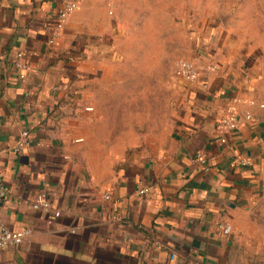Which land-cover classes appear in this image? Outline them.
I'll return each mask as SVG.
<instances>
[{
	"label": "crops",
	"instance_id": "obj_1",
	"mask_svg": "<svg viewBox=\"0 0 264 264\" xmlns=\"http://www.w3.org/2000/svg\"><path fill=\"white\" fill-rule=\"evenodd\" d=\"M67 1L0 0V167L10 188L0 220L32 229L21 246L2 251L0 264H264L258 51L228 27L202 30L198 20L185 59L199 79L180 77L175 108L139 130L136 91L147 84L132 59L146 67L175 55L170 25L178 17L185 24L184 10L195 7L74 0L50 44ZM230 105L241 122L223 142L216 125ZM24 130L30 144L16 152ZM199 152L209 171L194 163ZM42 194L53 210L33 208Z\"/></svg>",
	"mask_w": 264,
	"mask_h": 264
},
{
	"label": "rangeland",
	"instance_id": "obj_2",
	"mask_svg": "<svg viewBox=\"0 0 264 264\" xmlns=\"http://www.w3.org/2000/svg\"><path fill=\"white\" fill-rule=\"evenodd\" d=\"M185 5L195 7H186L184 10L185 24L178 20L176 11L172 15L175 19L178 17L177 22L174 23L172 19L173 24L170 25V37H174L170 49L174 50L175 55L155 59L146 67L142 64L144 59H132L136 65L138 62L141 64L137 67L143 74L138 75V80L147 84V90L136 91L135 124L139 130H144L149 125H159L161 118L175 108L180 81L177 62L187 58L185 52L191 45V33L197 27L198 20L202 22L201 29L215 25L225 33L228 27L233 36L245 41L246 47L257 50L264 60V0H185ZM191 19H195L194 26ZM180 50L184 52L181 53ZM149 71L152 73L149 74ZM128 109L133 110L132 107Z\"/></svg>",
	"mask_w": 264,
	"mask_h": 264
},
{
	"label": "built area",
	"instance_id": "obj_3",
	"mask_svg": "<svg viewBox=\"0 0 264 264\" xmlns=\"http://www.w3.org/2000/svg\"><path fill=\"white\" fill-rule=\"evenodd\" d=\"M77 2L74 0H69L65 3L62 10L58 15L57 22L54 28V36L49 40L50 44L55 42V37L64 30L67 21L70 15L76 10ZM18 68L22 70L29 69V66L25 63H17ZM216 68V65L213 66ZM177 72L179 77L187 82H196L200 77V71L197 64L193 60H188L185 58L180 59L177 62ZM24 75H22L23 77ZM246 118L251 120L252 115L249 111H246ZM241 122L240 115L235 111L234 105H230L228 108V112L222 116L216 125V129L218 134L223 142L227 141V136L234 132L239 128ZM82 140V139H78ZM30 144V132L28 130L22 131L16 145L14 146V151L22 152L24 151ZM194 163L203 167L204 171H209V158L204 152H199L197 156L194 158ZM235 164H247L248 161L242 158H236L234 160ZM3 169L0 167V208L3 203L6 201L8 194L10 193V188L4 184L3 180ZM149 191L148 187L145 186L142 188L141 192L147 193ZM105 198L110 199L111 196L109 194L105 195ZM34 209H44L46 211H50L54 209L53 203L47 198L46 195H40L33 203ZM55 215L59 217L61 215V211L56 210ZM231 230L230 226H226L224 228L225 233H229ZM32 235V229L26 228L21 230H11L9 229L1 220H0V255L4 249L10 246L19 247L25 241L29 239ZM174 256V255H173ZM1 259V256H0Z\"/></svg>",
	"mask_w": 264,
	"mask_h": 264
}]
</instances>
